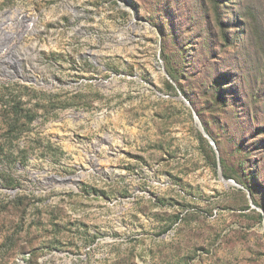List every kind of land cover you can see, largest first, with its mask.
<instances>
[{"label": "rangeland", "instance_id": "374dc122", "mask_svg": "<svg viewBox=\"0 0 264 264\" xmlns=\"http://www.w3.org/2000/svg\"><path fill=\"white\" fill-rule=\"evenodd\" d=\"M0 264H264V0H0Z\"/></svg>", "mask_w": 264, "mask_h": 264}, {"label": "trees", "instance_id": "16d2710c", "mask_svg": "<svg viewBox=\"0 0 264 264\" xmlns=\"http://www.w3.org/2000/svg\"><path fill=\"white\" fill-rule=\"evenodd\" d=\"M221 99H222V97L221 98L220 97L217 98V100H216L217 103L220 102V101H222ZM203 130H204V133L215 142L218 150H220L221 148L219 147V144H218L217 140L213 137V135L211 134V132L209 131V129L207 128L206 125H203ZM200 141L203 142L204 139L202 137H200ZM219 164H220V167H221V170H222L221 171L222 172V176L225 179H232L233 180L234 179V175L229 170V168L227 167V163H226L225 159L223 158V155L221 153V150H220ZM215 165H217V162H215Z\"/></svg>", "mask_w": 264, "mask_h": 264}, {"label": "bare ground", "instance_id": "6f19581e", "mask_svg": "<svg viewBox=\"0 0 264 264\" xmlns=\"http://www.w3.org/2000/svg\"><path fill=\"white\" fill-rule=\"evenodd\" d=\"M21 19H25L26 21L27 20H29L30 18L29 17H27V16H22L21 17ZM21 19H16L15 18V20H13L12 22H13V24L15 25V29H14V33L15 34H20V33H24L23 31H24V28L26 29V27L23 25V22L21 21ZM12 20V19H11ZM25 22V21H24ZM6 23V22H5ZM6 54V53H5ZM7 55L5 56V57H2V65L4 66V68L5 69H7L8 68V66L7 65H9L8 64V62H7ZM11 61V60H10Z\"/></svg>", "mask_w": 264, "mask_h": 264}, {"label": "water", "instance_id": "95a60500", "mask_svg": "<svg viewBox=\"0 0 264 264\" xmlns=\"http://www.w3.org/2000/svg\"><path fill=\"white\" fill-rule=\"evenodd\" d=\"M200 131L203 133V135H204V137L205 138H207L208 140H209V142H210V144L212 145V147L216 150V147H215V145H214V142L204 133V131L202 130V129H200ZM220 176H222L221 175V173H220ZM222 178V177H221ZM230 183H232V184H234L233 183V181H230Z\"/></svg>", "mask_w": 264, "mask_h": 264}]
</instances>
